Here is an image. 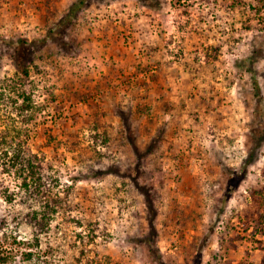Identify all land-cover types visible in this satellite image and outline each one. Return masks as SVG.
Returning a JSON list of instances; mask_svg holds the SVG:
<instances>
[{
    "label": "rangeland",
    "instance_id": "374dc122",
    "mask_svg": "<svg viewBox=\"0 0 264 264\" xmlns=\"http://www.w3.org/2000/svg\"><path fill=\"white\" fill-rule=\"evenodd\" d=\"M73 2L0 0V264H264V0Z\"/></svg>",
    "mask_w": 264,
    "mask_h": 264
},
{
    "label": "trees",
    "instance_id": "16d2710c",
    "mask_svg": "<svg viewBox=\"0 0 264 264\" xmlns=\"http://www.w3.org/2000/svg\"><path fill=\"white\" fill-rule=\"evenodd\" d=\"M85 1H87V0H75V2H73V4L71 5L70 11H72L75 6L81 5ZM89 1H92V0H89ZM69 15H70V13H69ZM62 24H63V20H59V22L56 23L54 25V27L49 29V33L52 35V37L49 38V39H51L53 41H59V37L61 36L60 32H61ZM45 41L46 40H44L43 42H45ZM23 43H26V40H24ZM36 43H38V42L33 40L30 43L26 44L25 46H22L26 55H30L31 54L30 50H31V48L33 46H35ZM19 49H20V47H19ZM24 73H26L25 69H24ZM262 118H263V122H264V114L262 115ZM261 122H262V120H261ZM250 130H251V132L249 133L250 137H251L250 146H249V148L247 150V154H246V157H245V162L242 164V171H241L240 175L236 176V178H235L236 183L241 180L242 175H244V173L246 172L247 167L249 165L253 164L258 159V156L260 154L261 144H262V141L264 139V134L262 136H260V137H256L255 134H254V129L252 128ZM28 164H29V162H28ZM30 171H31V167H30ZM29 186L30 185H28L25 182H23V188H24V190L26 192L27 191L29 192V197H31L33 195H36L38 193L37 190H36V186H33L34 187L33 190L30 189ZM33 213L31 215H29V218L35 219V222L37 223V225H39V226L41 225L42 228L46 227L48 221L50 220V214H48L47 212H42L40 215H37L36 213L33 214ZM37 216L39 217V220H37V218H36ZM149 250H150V252L153 255L156 256L157 252H156V249L154 250V245L149 246ZM156 260L158 262L157 258H156Z\"/></svg>",
    "mask_w": 264,
    "mask_h": 264
}]
</instances>
